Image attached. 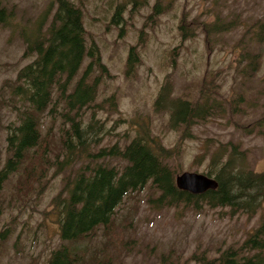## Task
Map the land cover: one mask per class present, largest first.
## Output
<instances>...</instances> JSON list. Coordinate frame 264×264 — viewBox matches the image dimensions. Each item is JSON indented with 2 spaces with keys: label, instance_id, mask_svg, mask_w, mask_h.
<instances>
[{
  "label": "rangeland",
  "instance_id": "374dc122",
  "mask_svg": "<svg viewBox=\"0 0 264 264\" xmlns=\"http://www.w3.org/2000/svg\"><path fill=\"white\" fill-rule=\"evenodd\" d=\"M56 1L0 0V9L6 10L0 21V94L5 90L11 104L0 107L4 158L6 126L17 122L13 108L21 106L9 85L34 61L26 56L27 34L41 23L49 24ZM71 1L83 10L88 48L98 47L108 70L102 73L94 65L90 81L99 76L101 85L96 102L84 111L86 120L95 113L107 128L93 151L122 147L148 127L172 152L178 175H207L212 156L229 153L232 146L246 152L249 169H264V138L255 126L264 118V0ZM118 7H123V20L116 25L112 20ZM133 47L137 60L130 67ZM91 61L85 59L73 85ZM205 83L214 86L216 113L184 135V126L175 130L170 125L166 107L156 106L161 89L169 85L172 98L195 103ZM61 119L58 114L55 120L50 114L44 117L43 136L52 127L45 137L51 162L64 154ZM105 162L122 166L118 158ZM34 163L40 165L38 159ZM56 171L57 166L49 164L41 182H26L21 173L6 184L0 198V233L9 229L11 234L0 241V264H48L51 253L62 245L50 213L70 170ZM159 195L151 183L129 194L112 224L78 245L88 252L89 264H198L195 257L214 258L221 250L237 247L259 225L260 215H232L229 208L160 207L154 203Z\"/></svg>",
  "mask_w": 264,
  "mask_h": 264
},
{
  "label": "trees",
  "instance_id": "16d2710c",
  "mask_svg": "<svg viewBox=\"0 0 264 264\" xmlns=\"http://www.w3.org/2000/svg\"><path fill=\"white\" fill-rule=\"evenodd\" d=\"M55 14L46 26H38L27 34L26 56L34 58L22 68L10 90L21 106L14 105L17 122L6 126V157L0 151V198L6 184L14 175L27 182L44 178L45 166L56 165L57 173L70 170L62 191L53 200L50 215L56 220L62 245L51 253L48 264H89L88 252L78 246L90 239L99 228H108L124 199L133 192L143 190L148 184L160 192L154 203L160 207L179 205L202 209L229 208L232 215H260L259 225L249 233L244 242L221 250L218 256L195 257L198 264H264V169L255 171L245 165L246 152L232 146L229 153L219 151L210 161L207 176L218 183L216 190L203 195H192L176 187L178 171L172 166V152L142 127L124 146L92 148L99 146L107 135V128L92 114L86 120L85 109L96 102L101 80L92 81L94 65L107 73L96 45L88 48V32L81 7L71 0H57ZM158 10V9H157ZM156 13H159L157 11ZM6 10L0 9V21ZM123 7H118L112 22L123 20ZM210 30H216L212 27ZM185 35V33H184ZM92 59L83 76L73 85L85 59ZM137 57L131 48L128 65L132 67ZM213 84H203L201 98L195 103L171 97L169 85L163 87L156 106L166 107L170 125L177 130L184 126V135L191 126L203 122L216 113ZM0 94L1 104H11ZM167 105V106H166ZM62 108V109H60ZM50 114L55 120L61 116V149L54 162L49 161L46 136H43L44 117ZM69 125V127H68ZM258 134L264 138V118L256 123ZM118 158L121 168L105 160ZM38 159L37 163L34 160ZM48 159V160H46ZM39 174H37V173ZM38 176V177H37ZM23 180H21V183ZM20 183V184H21ZM4 215L0 200V218ZM11 230L0 233L5 242Z\"/></svg>",
  "mask_w": 264,
  "mask_h": 264
},
{
  "label": "water",
  "instance_id": "95a60500",
  "mask_svg": "<svg viewBox=\"0 0 264 264\" xmlns=\"http://www.w3.org/2000/svg\"><path fill=\"white\" fill-rule=\"evenodd\" d=\"M175 183L180 191L192 195H203L218 188V183L215 179L207 175L190 172L177 175Z\"/></svg>",
  "mask_w": 264,
  "mask_h": 264
}]
</instances>
